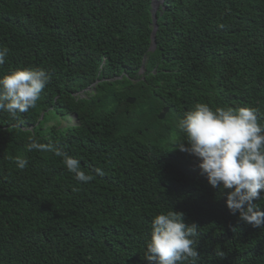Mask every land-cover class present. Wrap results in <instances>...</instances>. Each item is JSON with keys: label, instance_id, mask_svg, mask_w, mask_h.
I'll list each match as a JSON object with an SVG mask.
<instances>
[{"label": "trees", "instance_id": "trees-1", "mask_svg": "<svg viewBox=\"0 0 264 264\" xmlns=\"http://www.w3.org/2000/svg\"><path fill=\"white\" fill-rule=\"evenodd\" d=\"M153 1L0 0V76L51 74L36 108L0 111V264H154L143 256L151 221L172 209L198 225L199 264H264V228L233 214L228 190L173 148L197 103L264 117V0H163L155 41ZM33 136L94 180L27 151Z\"/></svg>", "mask_w": 264, "mask_h": 264}, {"label": "clouds", "instance_id": "clouds-1", "mask_svg": "<svg viewBox=\"0 0 264 264\" xmlns=\"http://www.w3.org/2000/svg\"><path fill=\"white\" fill-rule=\"evenodd\" d=\"M163 3V0L152 3V10L153 6L156 8V18ZM8 53V47H0V66L4 65ZM50 81L51 74L42 68L16 69L0 76V111L15 117L18 113L36 108L42 91ZM97 84L99 81L79 94L96 89ZM262 118L255 107L213 108L207 103H197L179 120L183 139L177 140L173 148L194 156L200 173L206 176L211 186L228 190L226 204L233 214L238 212L240 220L253 227L264 228V209L257 205V201L264 200ZM26 148L27 151L51 152L60 158L62 165L78 182L90 183L95 178L81 168L77 158L58 146L40 143L33 136ZM12 159L20 170L26 169L29 164L26 157L17 155ZM94 171L95 175L104 174L101 168ZM73 191L78 189L74 187ZM199 238L198 225L186 223L183 212L173 209L161 212L152 218L143 256L154 264H199ZM216 255L223 257L224 252L216 249Z\"/></svg>", "mask_w": 264, "mask_h": 264}, {"label": "water", "instance_id": "water-1", "mask_svg": "<svg viewBox=\"0 0 264 264\" xmlns=\"http://www.w3.org/2000/svg\"><path fill=\"white\" fill-rule=\"evenodd\" d=\"M152 16H153V23L155 25L154 31L152 33V40L155 41V36H156L157 29H158V25H157V18H156V8L154 6H153V10H152ZM128 102L130 104H134L136 102V99L135 98H129ZM168 112H169V108H165L161 112V114L159 115V118L164 119Z\"/></svg>", "mask_w": 264, "mask_h": 264}, {"label": "rangeland", "instance_id": "rangeland-1", "mask_svg": "<svg viewBox=\"0 0 264 264\" xmlns=\"http://www.w3.org/2000/svg\"><path fill=\"white\" fill-rule=\"evenodd\" d=\"M124 75L119 76V79H122ZM116 78H113V81H115Z\"/></svg>", "mask_w": 264, "mask_h": 264}]
</instances>
